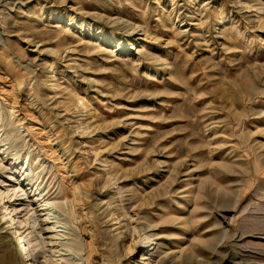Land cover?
Returning <instances> with one entry per match:
<instances>
[{
	"label": "rangeland",
	"instance_id": "rangeland-1",
	"mask_svg": "<svg viewBox=\"0 0 264 264\" xmlns=\"http://www.w3.org/2000/svg\"><path fill=\"white\" fill-rule=\"evenodd\" d=\"M0 189L33 264H264V0H0Z\"/></svg>",
	"mask_w": 264,
	"mask_h": 264
},
{
	"label": "bare ground",
	"instance_id": "bare-ground-1",
	"mask_svg": "<svg viewBox=\"0 0 264 264\" xmlns=\"http://www.w3.org/2000/svg\"><path fill=\"white\" fill-rule=\"evenodd\" d=\"M263 12V11H262ZM72 25V23L69 25V26H71ZM136 27H139L140 26V28H141V25H139V26H137V25H135ZM141 29H143V27L141 28ZM139 30V29H138ZM144 30V29H143ZM140 31H142V30H140ZM133 32V31H132ZM137 33V32H136ZM141 33H143V32H141ZM146 33V32H145ZM140 34V33H139ZM143 35V34H142ZM148 35H150V34H148ZM145 36V35H144ZM141 37V36H140ZM142 38V37H141ZM133 41H131L130 42V45H131V43H132ZM90 43V42H89ZM103 44H105V41H101V42H99V43H96L95 45L99 48V49H102V46L101 47H99L100 45H103ZM119 45V44H118ZM118 47V46H117ZM117 47H116V49H117ZM121 47V49H124L125 47H123V46H120L119 45V47L118 48H120ZM143 47V46H142ZM118 50V49H117ZM116 50V51H117ZM120 50V49H119ZM112 53L114 54L115 53V51H112ZM110 58V57H109ZM111 58H114V57H111ZM83 102V101H82ZM81 101H80V103H82ZM79 103V104H80ZM83 104V103H82ZM13 107V106H12ZM85 107V106H84ZM3 140V139H2ZM33 143V142H32ZM13 162V161H12ZM108 166V165H107ZM105 167V166H104ZM108 167H106V169H107ZM23 169H24V167H23ZM25 171H27V170H25ZM3 194H4V192H2V190L0 189V207H1V209L2 210H5L4 211V214H3V212L1 211V213H0V215H2L1 216V221L2 222H5V224H7V229H9V233H11V234H15V236L16 237H18V241H22L23 240V243H24V252L22 253L23 255H22V259H29V261H30V264H33L34 263V255H33V257H32V255H30V250L31 249H29V247L30 246H28V243H27V241L24 239V234H21V231L16 227V221H15V219H14V217L12 216V211L10 210V207L8 208L7 207V204L6 203H4V201H3ZM14 196H18L17 194H14ZM31 197V196H30ZM79 199V196H78V192L77 191H75L74 192V200L75 201H77ZM32 200V199H31ZM45 206H46V208L48 207V206H50L49 204H44ZM76 205V204H75ZM73 206V205H72ZM44 207V206H43ZM20 208V207H19ZM19 208H17L18 210H19ZM17 209H15V211L14 212H16L17 211ZM73 209V208H72ZM48 219H49V217H48ZM48 219L46 218V220L48 221ZM45 220V221H46ZM4 224V223H3ZM48 225V224H47ZM56 225V224H55ZM44 226V225H43ZM4 227V226H3ZM4 229V228H3ZM52 229H54L55 230V228L53 227ZM47 230H51V228H48ZM46 232V231H45ZM50 232V231H49ZM135 232V231H134ZM137 232V231H136ZM57 235V234H56ZM10 236V235H9ZM12 238V237H11ZM52 239V238H51ZM135 241V240H134ZM30 243V242H29ZM136 244V243H135ZM146 243H142V241H141V245L144 247H146L145 248V254L143 255V257H142V262L141 263H136V264H157V263H155V259H157V258H160L161 257V254H160V246H159V244H157L156 242H154V241H152L150 244H148L147 246L145 245ZM18 246H19V248H20V244L18 243L17 244ZM136 246V245H135ZM137 248V247H136ZM70 249V248H69ZM71 250V249H70ZM31 258V259H30ZM128 257H126L124 260H126ZM128 260V259H127ZM24 261V260H23ZM104 264V263H103ZM131 264V263H130Z\"/></svg>",
	"mask_w": 264,
	"mask_h": 264
}]
</instances>
